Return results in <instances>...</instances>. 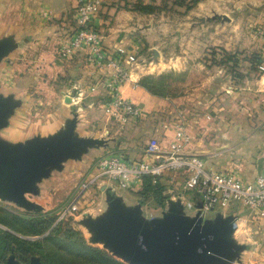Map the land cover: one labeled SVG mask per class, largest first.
<instances>
[{"label": "rangeland", "instance_id": "374dc122", "mask_svg": "<svg viewBox=\"0 0 264 264\" xmlns=\"http://www.w3.org/2000/svg\"><path fill=\"white\" fill-rule=\"evenodd\" d=\"M129 3L141 13H150L145 15L146 18L142 21L147 22L149 18L152 30L150 34L141 33L145 35L142 36L145 46L142 49L137 48L136 52L144 58L141 60V64H145L142 75L154 77L163 75L164 94H153L158 97V105L156 104L155 108L146 111L145 114L142 108L141 115L133 121L121 124L116 120L110 121L109 128H105L103 136H78L88 138L89 141L79 143L80 145L73 150L65 153L57 161L46 164L41 172L33 175L31 184L28 189L23 190L21 199L0 196V215L5 212L7 216L14 214L21 218L49 212L55 215V221H65L66 227L73 229L75 232L71 233L73 238L80 235L87 243L106 250L127 264H132L95 235L93 223L108 215L110 203L106 190L99 188L100 181H93L82 187L87 181V173L95 171V159L114 145L125 146L129 155L138 154L139 148L147 139L165 141L171 136L176 125H180L188 137L185 150L195 152L202 157L211 156L209 152L216 145L214 137L218 133V128H215L218 121L232 116L237 119L243 118L246 113L244 108L249 106L251 99L254 98V95L247 92L250 89H239V86L246 85V79L254 78L256 72L263 68L260 60L264 59V4L261 8L249 0H133ZM141 3L150 4L151 9L148 12L141 10L139 7ZM17 11L20 12L19 6ZM64 13L62 12V15ZM40 14L47 17V22L50 24H57L59 21L48 10H41ZM6 20L3 12L0 15V27L4 31ZM19 26H21L19 23L13 24V28ZM3 32H0V40L8 39L10 45L8 50L3 48L0 67L6 64L4 57L7 59L11 57L8 54L12 49L11 45L15 47L17 44H22L21 37H18L16 43L9 34ZM231 38H234L235 42H230ZM149 43L152 44V49L146 52V44ZM21 47L14 49L12 59L15 60L16 56H20ZM31 51L34 55V50ZM255 59H259V62ZM2 73L3 70L0 69V89H2L0 100L10 103L12 110L4 124L0 126V140L12 145L16 142L10 141L9 133H5L9 131L4 128L10 124L8 117L17 109L19 125L12 127L16 130L14 134L17 135L22 134L21 131L24 129L21 127L29 125L30 121L40 122L42 125L49 115L54 114L53 112L48 114L45 109L52 108L54 96L45 94L47 92L45 89H29L32 91L29 106L31 109L19 112L22 109L20 102L23 99L14 96L12 92H3L6 89H3L2 85L8 79L3 80ZM37 77L35 74L34 77L20 84L25 85L37 80ZM218 111L224 112V118L222 116L221 119L219 118ZM36 123L31 126L36 127ZM62 126L64 127V124ZM60 128L45 134L33 133L17 143H24L35 136L48 138L57 134L62 129ZM130 149H134L133 154ZM207 161L211 162V158L208 157ZM116 192L123 197L125 202L122 203L125 206L131 205L128 202H134L133 205L142 204L140 217L147 223L154 217L161 219L160 211L167 208L168 195H164L163 203L157 206L152 192L141 193L118 187ZM172 193L178 194L179 187L175 186ZM184 198L187 199L188 195H184ZM70 203L74 208L69 207ZM239 209L218 212L220 217H228L230 220L231 228L227 240L236 245L237 252L235 255L221 257L216 264H248L250 260L261 259L263 255L261 253L264 252L263 221L251 219L244 215V210ZM185 211L187 215H191L193 209L185 208ZM215 215L216 213L210 217ZM1 228L8 229L0 224ZM13 233L22 238L37 237L16 231ZM40 243L37 248L40 251L27 257L13 251L12 244L0 242V264H5L8 260L14 264H32L34 260L43 264H85L88 261L83 255L77 254L74 245L66 239H47ZM247 251H255V253ZM43 253L48 257L47 260L56 263L43 261Z\"/></svg>", "mask_w": 264, "mask_h": 264}, {"label": "crops", "instance_id": "0c3cea01", "mask_svg": "<svg viewBox=\"0 0 264 264\" xmlns=\"http://www.w3.org/2000/svg\"><path fill=\"white\" fill-rule=\"evenodd\" d=\"M75 1L0 0V15L4 12V17L7 19L5 21L7 22L4 27L5 31L0 27V32L4 31V34H9L12 41L15 42L18 37L22 39V44L12 46L8 54L12 57L15 53L14 49H18L20 46L23 48L19 49L21 54L16 56L15 60L11 57L10 59L4 57L6 64L0 67L3 70L1 76L4 78L3 80H8L3 81V89H6L3 92H12L14 96L22 97L23 100L20 102V108L22 109L19 112L31 109L29 106L32 91L29 89H45L47 91L45 94L54 96L52 108H45L48 114L49 112L54 114L49 115V118L44 120L45 123L42 125H40V122L36 123L34 121H30L29 125L26 126L21 125L24 130L21 131L22 134L20 135L14 134L16 130L12 129L14 125H19L17 121L18 111L17 109L14 110L13 115L8 117L10 124L4 127L5 130L9 131L5 133H9L8 138L11 142L20 141V139L27 138L33 133L45 134L56 128H63L62 124H65L72 117H74L72 133L76 136L99 137L104 135L105 128H109L110 121L114 120L108 118L102 107L104 69L88 64L82 54L78 53L71 59L65 60L54 52L57 44L72 27ZM130 1L133 0H101L94 18V24L101 36L107 54L118 53L125 59L124 63L127 67L128 77L119 86L121 95L137 103L141 109L143 108L145 114L146 111L155 108L156 104L158 105V97L148 93L137 83V79L144 73L143 65L145 64H141V60H144V58L137 55L136 51L137 48L142 49L145 46L142 39V36L145 35H141V33L150 34L152 26L149 18H147V22L142 21L146 18L145 15H150V13H141L136 7L132 8ZM249 1L255 6L259 5L263 8L264 0ZM18 6L20 12L17 11ZM2 8L3 10H1ZM44 9L59 19L57 24L48 23L47 17L40 14V11ZM66 9H68V15ZM62 12L65 13L62 15ZM66 19L68 20L67 24ZM15 20H17L15 23H19L21 26L13 28V24H15L13 21ZM229 41L235 42V39L231 38ZM146 45L145 51L152 49V44ZM31 49L34 50V55L31 53ZM260 63L263 68L256 72V76L250 80L246 79V85L239 86V89H250L247 92L254 95L250 105L244 108L245 116L238 119L232 116L228 119L227 117L224 118L223 111H218L219 118L222 116L224 119L219 120L218 125L215 126V128H218V133L214 137L216 145L209 152L211 156L202 157L200 155L208 167L233 171L243 181H251L257 174H264V59L260 60ZM35 74L38 76L37 80L28 82L25 85L20 84L34 77ZM67 97L69 102L65 101ZM72 105H74V108L71 107ZM35 123L37 129L31 126ZM173 133L172 130L171 136L165 141L154 139H150V141L159 148H164L173 138ZM185 147L182 150L191 152L185 150ZM114 149L129 155L128 148L126 149L125 146L114 145L109 150ZM130 150L133 154L134 149ZM130 156L135 157L138 154L134 153ZM208 157L211 158V162L207 161ZM94 173L95 171L88 172L86 178ZM157 178L165 184L166 192L164 191V193L168 194L169 199L175 200V197L172 198L174 196L172 192L175 186H180V180L177 176L168 173ZM116 188L113 187L116 195L120 196L121 200L125 202L123 197L116 192ZM128 203L133 205L134 202ZM142 208L143 205L141 204L140 212H142ZM160 214H162V211H160ZM244 215H246L245 210ZM247 252L255 253V251ZM261 253L263 254L261 259L250 260L248 264H264V252L261 251Z\"/></svg>", "mask_w": 264, "mask_h": 264}, {"label": "built area", "instance_id": "2783aa9c", "mask_svg": "<svg viewBox=\"0 0 264 264\" xmlns=\"http://www.w3.org/2000/svg\"><path fill=\"white\" fill-rule=\"evenodd\" d=\"M100 4L101 0L75 1L72 27L54 52L65 60L82 54L88 64L104 69V112L109 119L120 123L133 121L141 115V107L120 93L119 86L128 77L127 67L120 54H107L102 44L94 24ZM187 140L183 128L176 125L173 138L164 148L145 141L135 157L108 149L95 159V173L82 187L100 181L110 187L136 191L141 187L143 175L154 179L171 173L180 180L179 193L172 198L179 199L183 213L187 214L185 208H192L191 215L197 213L203 220L217 212L240 208L249 218L264 221V174H257L251 181H243L233 171L212 169L200 155L182 150ZM184 195L188 198L185 199ZM69 207L74 208L72 203Z\"/></svg>", "mask_w": 264, "mask_h": 264}, {"label": "water", "instance_id": "95a60500", "mask_svg": "<svg viewBox=\"0 0 264 264\" xmlns=\"http://www.w3.org/2000/svg\"><path fill=\"white\" fill-rule=\"evenodd\" d=\"M9 45L8 39L0 40V56ZM65 101L69 102L68 97ZM11 110L10 103L0 100V126ZM73 124L74 117L48 138L35 136L14 145L0 140V196L21 199L33 175L79 143L88 142V138L72 133ZM99 188L106 190L110 212L94 221L95 235L132 264H216L221 257L237 252L236 245L227 240L230 220L218 212L201 220L197 213H183L178 199L168 198L162 218L154 217L147 223L140 217L139 203L125 206L113 188L105 183ZM5 264L14 263L8 260ZM32 264L43 263L34 260Z\"/></svg>", "mask_w": 264, "mask_h": 264}, {"label": "trees", "instance_id": "16d2710c", "mask_svg": "<svg viewBox=\"0 0 264 264\" xmlns=\"http://www.w3.org/2000/svg\"><path fill=\"white\" fill-rule=\"evenodd\" d=\"M139 7L141 10L147 12L151 9L150 4L146 3H141ZM226 58L228 59V57ZM255 60H258L259 62V59ZM137 83L152 94H164L163 89H165V84L163 83V75H159L158 77L142 75L137 79ZM158 180L159 178L157 177L153 179L149 175H143L141 187L136 190V192H152V196H154L156 201L155 205L160 206L163 203L165 196L164 184ZM0 224L9 229H0V242L12 244L11 249H13V251L22 253L24 256L27 255V257L36 251H40L37 249L40 242L47 239L58 238L62 240L66 239V241L72 243L77 254L83 255L88 259L89 262L86 261L87 263L85 264H127L114 257L106 250L87 243L80 235L74 236L73 238L71 234L75 233L73 232V229L66 227L67 223L65 221H55V215L50 214L49 212L21 218L14 214L7 216V213L4 212V214L0 215ZM15 231L21 234L37 237L34 239L22 238L13 233ZM43 255L42 260L49 261L44 253Z\"/></svg>", "mask_w": 264, "mask_h": 264}]
</instances>
